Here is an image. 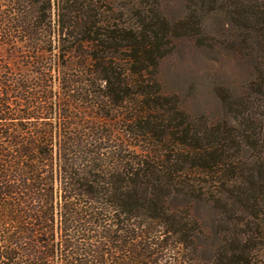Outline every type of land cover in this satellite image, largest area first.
I'll return each instance as SVG.
<instances>
[{
  "label": "trees",
  "instance_id": "trees-1",
  "mask_svg": "<svg viewBox=\"0 0 264 264\" xmlns=\"http://www.w3.org/2000/svg\"><path fill=\"white\" fill-rule=\"evenodd\" d=\"M180 1L0 0V48L35 68L0 80V264H264V0ZM181 41L252 60L216 120L158 81ZM179 197L218 211L208 258Z\"/></svg>",
  "mask_w": 264,
  "mask_h": 264
},
{
  "label": "rangeland",
  "instance_id": "rangeland-1",
  "mask_svg": "<svg viewBox=\"0 0 264 264\" xmlns=\"http://www.w3.org/2000/svg\"><path fill=\"white\" fill-rule=\"evenodd\" d=\"M6 1L1 2L2 11L8 10ZM160 4L164 16L169 20L180 18L184 12L180 0H161ZM212 21L216 23V20ZM219 26L217 23L214 25L216 30ZM226 39L227 37H220L218 42ZM12 54L8 49L0 48V80L30 77L35 68L26 66V62L16 61ZM252 64L250 58L237 55L231 48L221 45L198 47L190 42L181 41L160 62L157 76L164 92L175 95L188 114L216 120L223 111L221 102L215 95V89L222 87L233 98L241 96L252 80ZM8 97L11 104L7 107L13 108L18 100L12 95ZM7 122L17 124L20 121L13 119ZM21 122L31 123L34 120ZM170 204L174 208H189L191 216L200 227L198 243L202 255L206 258L210 257L219 243L216 231L217 209L207 201L184 197L175 198Z\"/></svg>",
  "mask_w": 264,
  "mask_h": 264
}]
</instances>
